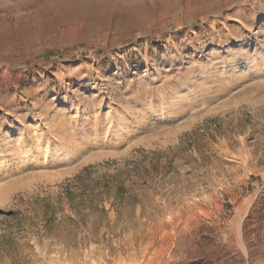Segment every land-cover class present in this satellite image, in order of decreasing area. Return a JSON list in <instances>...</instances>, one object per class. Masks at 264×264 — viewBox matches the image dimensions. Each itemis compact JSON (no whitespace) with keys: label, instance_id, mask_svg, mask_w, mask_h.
Listing matches in <instances>:
<instances>
[{"label":"rangeland","instance_id":"1","mask_svg":"<svg viewBox=\"0 0 264 264\" xmlns=\"http://www.w3.org/2000/svg\"><path fill=\"white\" fill-rule=\"evenodd\" d=\"M0 264H264V0H0Z\"/></svg>","mask_w":264,"mask_h":264}]
</instances>
